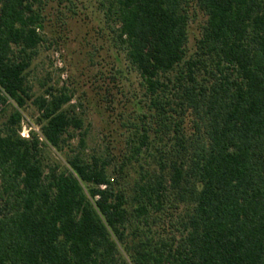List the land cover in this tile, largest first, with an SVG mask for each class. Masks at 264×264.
I'll return each mask as SVG.
<instances>
[{
  "label": "trees",
  "instance_id": "trees-1",
  "mask_svg": "<svg viewBox=\"0 0 264 264\" xmlns=\"http://www.w3.org/2000/svg\"><path fill=\"white\" fill-rule=\"evenodd\" d=\"M47 1L0 0V264H264V0H101L144 96L120 161L34 90Z\"/></svg>",
  "mask_w": 264,
  "mask_h": 264
},
{
  "label": "rangeland",
  "instance_id": "rangeland-1",
  "mask_svg": "<svg viewBox=\"0 0 264 264\" xmlns=\"http://www.w3.org/2000/svg\"><path fill=\"white\" fill-rule=\"evenodd\" d=\"M74 2L73 6L58 0L45 2L43 31L47 40L33 62L30 79L37 94L45 89L42 87L45 80L53 86L72 89L75 92L72 103H80L77 111L88 132L87 151L109 150L120 161L132 130L128 123L143 111L140 76L128 63L125 51L115 45L101 0ZM194 10L189 27V54L196 51L205 22L202 11ZM23 114L22 133L30 134L32 128L39 131V114L33 102H29ZM75 134L73 143L77 145L79 131ZM46 153L48 161L65 160L64 154L54 148H47Z\"/></svg>",
  "mask_w": 264,
  "mask_h": 264
},
{
  "label": "built area",
  "instance_id": "built-area-1",
  "mask_svg": "<svg viewBox=\"0 0 264 264\" xmlns=\"http://www.w3.org/2000/svg\"><path fill=\"white\" fill-rule=\"evenodd\" d=\"M22 135H23V136H26V137H29V136H30L29 133L26 134V133H24V132L22 133Z\"/></svg>",
  "mask_w": 264,
  "mask_h": 264
}]
</instances>
